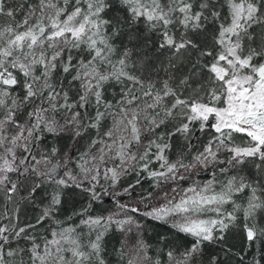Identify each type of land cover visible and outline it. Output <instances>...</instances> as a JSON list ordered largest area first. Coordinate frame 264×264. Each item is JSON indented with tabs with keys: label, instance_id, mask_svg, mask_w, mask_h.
Here are the masks:
<instances>
[{
	"label": "snow or ice",
	"instance_id": "6c2138e0",
	"mask_svg": "<svg viewBox=\"0 0 264 264\" xmlns=\"http://www.w3.org/2000/svg\"><path fill=\"white\" fill-rule=\"evenodd\" d=\"M0 264H264V0H0Z\"/></svg>",
	"mask_w": 264,
	"mask_h": 264
},
{
	"label": "trees",
	"instance_id": "16d2710c",
	"mask_svg": "<svg viewBox=\"0 0 264 264\" xmlns=\"http://www.w3.org/2000/svg\"><path fill=\"white\" fill-rule=\"evenodd\" d=\"M134 180H135V176L132 175V176L127 177V178L123 181V183L126 185V184L129 183V182H134ZM143 183H144V188H147V187H148V181H144ZM137 191H139V189H137ZM28 219H31V214H29ZM41 231H43V229H41Z\"/></svg>",
	"mask_w": 264,
	"mask_h": 264
}]
</instances>
